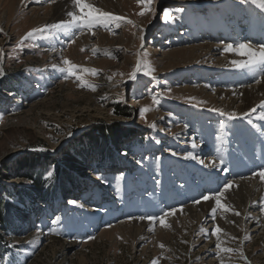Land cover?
Listing matches in <instances>:
<instances>
[{"label":"rangeland","instance_id":"rangeland-1","mask_svg":"<svg viewBox=\"0 0 264 264\" xmlns=\"http://www.w3.org/2000/svg\"><path fill=\"white\" fill-rule=\"evenodd\" d=\"M57 1L0 0V201L6 224L13 226L6 231L0 224V264H264V179L256 180L252 192L234 190L227 196L222 203L227 212L217 209L213 217L214 200L206 208L192 207L204 200L202 190L209 189L204 179L211 176L210 163L199 156L208 148L204 145H221L220 137L227 141V162L211 176L227 182L231 173L223 176L224 168L238 156L235 132L241 123L254 128L264 113L257 104L255 112L230 121L209 111L228 112L213 90L246 87L255 78L256 68L237 69L231 63L245 57L225 52V47L206 52L221 46L211 39L217 29L227 28L230 35L239 31L240 23L230 26L233 7L253 0H152L150 8L138 0L97 5L87 0L102 12L123 17L90 30H81L69 15L53 22ZM68 1V13L81 15ZM165 9L173 20L164 22ZM253 15L238 22L248 23ZM258 20L250 30L261 31L264 25ZM60 23L64 26L52 27ZM35 29L46 30L23 40ZM198 30L200 36L195 35ZM78 36L89 39L73 42ZM185 48L192 49L188 55ZM64 59L77 66L86 86L75 75L65 79ZM138 62L151 64L155 80L142 73L129 79ZM123 107L132 116H117ZM142 108L150 109L143 117ZM99 128L108 134H98ZM114 141L120 152L110 155ZM213 148L208 151L219 155L218 147ZM188 153L198 160L185 159ZM66 178L78 182L76 191L65 198L54 192L50 201L36 198L47 197L55 181ZM224 185L207 194L214 197ZM198 187L200 195L189 198L187 190L198 192ZM89 207L94 211L88 212ZM187 207L172 219L173 211ZM165 212L168 227L148 219ZM56 217L59 221L52 223ZM208 218L213 220L210 229ZM141 222L152 223V228L146 232L137 224ZM217 226L219 239L212 235ZM138 229L147 240L134 238Z\"/></svg>","mask_w":264,"mask_h":264},{"label":"bare ground","instance_id":"bare-ground-1","mask_svg":"<svg viewBox=\"0 0 264 264\" xmlns=\"http://www.w3.org/2000/svg\"><path fill=\"white\" fill-rule=\"evenodd\" d=\"M6 1H12V3H17V2L19 3L22 0H6ZM66 1L68 2V4H66L65 1H60V0H58L55 3V7H54L55 8V18L53 19V22L58 21L63 16L65 17V15H68L67 13L69 12V8H70L69 6H70L71 1L70 2L68 0H66ZM92 1L93 2L95 1V3L98 2V4H99V2L102 3L101 1L108 2V3H114V0H92ZM92 5H94V3ZM95 5H97V3ZM242 7L244 9L243 13L246 16L245 18H241L239 16V14L241 13V9L238 10V8H242ZM233 8H234V10H232L233 15H232V20L230 22V26L232 24L236 25V24L240 23L241 24L240 26H242V27L239 28V31H238V29H235L236 31L232 35H230V33H228L229 31L227 30V28H224V29L219 28L214 33V35H211V38H218L219 41L215 40V42L216 43L220 42L221 46L219 45L220 46L219 47L218 45H215L211 48L207 47L206 52H208V51L218 52L219 48H222V47L224 48L227 45L225 43L237 42L241 39H242V41H245L247 43H251L253 46H254V44L256 46L263 45L262 43L264 42V30H263L264 27L261 29V31H260L259 27H258V29H255V30H253V29L250 30V28L252 27V23L256 19V17H257V20L259 19L257 24L260 27H261V25H264V18H263L264 16H262V15H264V9H261L260 7H258L256 4L253 3V1L248 2V5L247 4L235 5ZM31 12L33 13L34 10H32ZM257 12H260L261 16H258ZM252 13H255V15H253L251 17V19H249L248 23L238 22V20H243V19L245 22V20H248V17L251 16ZM4 17L5 16L3 15V19H4ZM61 20H63V19H61ZM235 21H236V23H235ZM220 31H222V36H224V37L228 36V38H226V39L221 38V36L217 34ZM237 32H239V34H240L239 39L234 38V34H236ZM181 33H184V31H182ZM198 33L200 34L199 30L195 33V35L200 36ZM231 36H232V38H231ZM254 36H256V39L254 38ZM88 39L89 38L87 36L86 37L85 36L84 37L78 36V38H76V40H75V43H79L81 41L86 42V41H88ZM191 50L192 49H190V48H188V49L185 48V50L183 52L186 55H188ZM57 54L58 53L56 52L53 55H57ZM168 57L173 59V56H171V55H169ZM222 64H224V63L222 62ZM253 76L255 77L254 80L251 83L249 82L250 84L246 85V87L236 85V87L230 89L229 91L220 90V89L213 90V92L216 93L215 97L219 98L220 100L225 101V103H224L225 110H228V112H232V110L235 109V111H236L235 113H237L238 115H243V113L250 111L253 108H256L257 104L264 103V70H262L260 68L259 69L256 68ZM257 80H259V83L256 82ZM198 90L201 91L202 88L198 87ZM256 123H257V125H255L254 128H252L251 126L248 127V126L241 123L240 125H241L242 129L240 131H236L234 134V145H233V147L237 151L236 154L238 156L235 158L236 159L235 164H234V161H235L234 160L231 165H227V167H226L228 169L227 172L231 173L230 176H226L227 178H229V180L227 182L234 181V183L225 192L224 196L221 197V203L226 202V200L228 198L227 196H229L234 190H236L237 192H243L244 190L247 189V190L252 192V190L254 189V186H256L258 184V182L256 180H258V178L261 179L259 173L261 171H264V170H260V169H264V159H261L260 161H257V160L260 158L261 155L264 156V120H260L259 118L258 119L256 118ZM220 143H221V145L216 144V146L214 145V143H211V144L206 143L204 145V147L207 146L208 148H205L203 151H201L199 153L200 159H204L205 161L208 162V164L210 163L209 164L210 166L208 168H209V173L211 174L212 177L215 176V171L217 169L221 168V166L225 165V163L227 162V159L225 158V157H227V155L226 156L224 155L225 157L223 156V154L228 151V150H225V147H223V145H225V143H227V141L226 140L222 141V137H220ZM230 143H231V141H230ZM212 146L218 147L217 152H219V155H215V154H213L214 152L210 153L208 151L209 149L212 150V148H213ZM215 147L213 149H215ZM249 155L251 158L254 155H255V157L252 159H249ZM211 156L212 157L214 156L216 159L215 164L217 165V167H215V168L211 167V165L213 163V162L211 163V159H212ZM247 157H248V160H247ZM221 160H223V164L220 163ZM230 162L231 161H229V163ZM227 172L224 171V173L222 175L224 176V174ZM249 175H251V176H249ZM204 176H206V174H204ZM211 176H208L204 179V182L209 183V185H208L209 189H206V190L203 189L202 190V192H204L205 195H208L207 194L209 192L208 190L211 189L213 191V189H215L218 185H222L223 183H226L221 178L222 176H220V177L218 176V178H213V179H211L212 178ZM198 189H199L198 192L194 188L188 189L186 193H187V195L190 194L189 198H193L192 196H194V195H200L199 194V193H201L200 187H198ZM223 190H224V188L221 191H223ZM254 195L256 196L257 194H254ZM209 196L213 197L212 195H209ZM213 200L215 201L214 197L210 198L207 201L202 200V201H200V203H195V205L192 207H196L197 210L199 208H201V209L206 208V207L213 205V204L208 205V203L213 201ZM188 208H190V207H187L186 209L183 208L182 211H181V209H177V210L173 211L172 212V214H173L172 219H175L176 217L178 218V214L185 213ZM93 211H94L93 208H91V207L88 208V212H93ZM175 215H177V216H175ZM248 218L249 217L246 215L245 216V222L247 221ZM256 220H257V218H254L252 220V222H256ZM212 221L213 220L210 218L207 219L208 226L206 228L209 227V224ZM134 223H136V221H134ZM137 224L144 226L145 227L144 229L145 230L147 229L146 232L152 228L151 227L152 223H150V222H148V223H146V222L142 223L141 222V223H137ZM261 224L262 223L260 220L256 222V225L258 227H260ZM211 227H213V226H210L209 229ZM205 232H206V230H205ZM143 234H144V232L142 233V231L138 229L134 234V238L136 237V239H138V237L140 236L141 241L147 240L146 234L145 235H143Z\"/></svg>","mask_w":264,"mask_h":264},{"label":"snow or ice","instance_id":"snow-or-ice-1","mask_svg":"<svg viewBox=\"0 0 264 264\" xmlns=\"http://www.w3.org/2000/svg\"><path fill=\"white\" fill-rule=\"evenodd\" d=\"M74 5L79 9V12L81 13V15H77L75 12H70L68 13L69 16L72 17V22L74 24H76L81 30L83 29H91L93 26L96 25H102V26H106L109 22L111 21H120L123 19V17H119V16H115L112 15L110 13L107 12H102L99 9L93 7L91 4L87 3V0H73ZM138 3L144 5L145 7L150 8V5L152 3V0H138ZM253 3H256L258 7H260L261 9H264V0H253ZM141 15H143L144 13L141 12ZM164 22H168L169 20H173L174 17L171 15V13L169 12V10L165 9L162 13ZM128 23H132L131 21H128ZM64 24H54L52 25L53 28L56 27H63ZM46 29H35L33 31H30L29 33L26 34V36L23 38V40H27L29 38H31L35 32H42L45 31ZM23 40L21 41V44H23ZM73 42H75L73 40ZM83 51V49H82ZM95 51V50H93ZM225 52H231L237 56H241V57H246V59L242 60V61H235L233 60L231 63L237 68V69H254V68H260L262 70H264V45H260V46H256L254 47L251 43H247V42H240V43H236V44H227L224 48ZM63 64L67 66L66 68V72H67V76L65 77V79H67L68 77L71 76H76V78L78 80H81V84L84 85V82L81 78L80 75H78V68L76 65L72 64V62H70L67 59L63 60ZM82 71L84 73H89V74H95L93 70L91 69H82L79 70ZM155 72V69L151 66L150 63L145 64L142 62H138L136 67L133 69V71L129 74V79H136L137 73H142L144 76H148L150 78H152L153 80H155V76L153 75ZM3 74V70L2 67H0V75ZM257 83H259V80L256 81ZM86 86V85H84ZM94 90V89H93ZM194 99V98H189ZM153 102H155V98H153ZM204 103L203 101L198 102V104H202ZM196 106V105H193ZM259 107L264 108V104L259 105ZM150 111L149 108H142L140 110V115L141 117L144 116V114L146 112ZM209 111H217L219 115L221 116H226L228 120H234V119H238V118H244L247 117L250 113H245L243 115V117L238 116L237 113L235 112H228L225 113L223 111H220L218 109H209ZM251 112H255L256 108H253L250 110ZM260 120H264V113H262L259 116ZM249 123H251V121H249ZM223 127V124L221 125ZM152 127H155V125L153 124ZM157 143H159V141H157ZM192 147L196 148L197 144L195 143V141H193L192 143ZM172 155H177V153L173 152ZM185 159H191V160H198V157L192 153H188L185 155L184 157ZM199 163H204L203 160H199ZM221 164H223V160L220 161ZM211 167L215 168L217 167V165L215 164V162L212 163ZM224 171L227 172L228 169L224 168ZM51 172L48 173V176H51ZM261 179H264V171H261L259 173ZM100 178V177H98ZM121 179L123 178L122 176L120 177ZM105 183H107V181H104ZM159 182V181H157ZM234 183V181L231 182H226L224 185V190L223 191H219L215 196V204L216 207L212 208L211 213L213 215V217L215 216V213L217 211V209H222L223 211L227 212L229 211V207L225 204L221 203V197L224 196L225 192L231 187V185ZM210 197L209 195H204L203 199L205 201L209 200ZM197 203H199V201H196ZM70 204H76L75 201H69ZM235 215H240L239 212H235ZM169 213L165 212L162 215H160L159 217H148V219L150 220H154V219H159L160 224L162 227H168V225L165 223V217L168 216ZM59 217H56L55 220L52 221V223H57L59 221ZM140 219H145V217H140ZM221 232V229L217 226L214 230V232L212 233V235H216L217 239H219V233ZM164 246L161 245V248H163ZM217 248L220 247L219 244L216 245ZM224 252H231L232 249L229 248H225L223 249Z\"/></svg>","mask_w":264,"mask_h":264},{"label":"trees","instance_id":"trees-1","mask_svg":"<svg viewBox=\"0 0 264 264\" xmlns=\"http://www.w3.org/2000/svg\"><path fill=\"white\" fill-rule=\"evenodd\" d=\"M132 114H133V111L130 108H128V107H123L120 110L116 111V115L117 116H120V117H130V116H132ZM96 132H98V134H100L102 136H104V135L106 136L108 134L105 130H102L101 128L97 129ZM91 135L93 137L94 133H92ZM111 145H112V147L109 150V154L110 155L113 154V153H116V152H120V147H118L119 145H118V142L117 141H114V143H112ZM64 156H66V154H64ZM70 168H72V167H70ZM66 179H65L66 182L64 180L63 181H61V180L55 181L56 182L54 184L55 187L53 189H50L48 191L47 197L43 198L41 195H37L36 198H38V200L39 199L40 200L43 199V200L50 201V198H51L50 195H52V193L54 194V192L59 193V194H62L63 195V198H65L66 195H69V193L76 191L77 188H78L77 187V183L78 182L75 183V181L70 180V179H67L69 181V182H67ZM3 205H4V203L2 201H0V224H2L3 226L5 225L6 226V227L4 226L5 227V230L8 231V229L10 230L11 228H13V226L10 223L6 224V221H7V219H6V212L5 211H2ZM19 218H20L19 219L20 220V223L19 224L20 225H23V223H24L23 217L21 216ZM16 222H17V219H16ZM3 226L1 228H4ZM1 244H0V254L3 252L2 251L3 248H1Z\"/></svg>","mask_w":264,"mask_h":264}]
</instances>
